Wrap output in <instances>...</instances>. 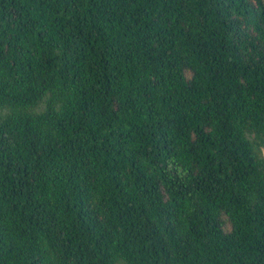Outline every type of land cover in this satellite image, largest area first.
<instances>
[{"label":"trees","instance_id":"16d2710c","mask_svg":"<svg viewBox=\"0 0 264 264\" xmlns=\"http://www.w3.org/2000/svg\"><path fill=\"white\" fill-rule=\"evenodd\" d=\"M0 264H264V0H0Z\"/></svg>","mask_w":264,"mask_h":264}]
</instances>
